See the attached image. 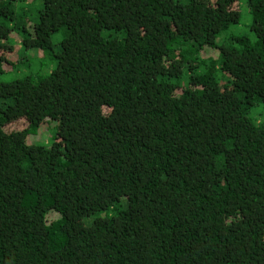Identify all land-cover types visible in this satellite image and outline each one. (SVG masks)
<instances>
[{
    "label": "trees",
    "instance_id": "16d2710c",
    "mask_svg": "<svg viewBox=\"0 0 264 264\" xmlns=\"http://www.w3.org/2000/svg\"><path fill=\"white\" fill-rule=\"evenodd\" d=\"M239 4L0 0V264H264V0L247 35Z\"/></svg>",
    "mask_w": 264,
    "mask_h": 264
},
{
    "label": "rangeland",
    "instance_id": "374dc122",
    "mask_svg": "<svg viewBox=\"0 0 264 264\" xmlns=\"http://www.w3.org/2000/svg\"><path fill=\"white\" fill-rule=\"evenodd\" d=\"M246 4H245V0H240V4H239V10L241 13V22L238 26L234 27L232 29V32L237 34V35H247L249 33V24L251 21V17L248 13V10L246 9ZM30 56V54H29ZM35 56V55H34ZM30 59V57H28ZM36 68V65L32 66ZM30 68V71H35V68ZM46 71H43L42 74H45ZM251 116L253 118H257L259 120H264V106L263 105H257L255 106V108L252 110L251 112ZM56 124L52 123V124H48V125H42L40 126L38 132L36 135H30L28 137V142L29 143H43L46 144L48 142V139L51 135V133L53 132L54 128ZM25 127V123H23L22 121H20L17 124H14L13 126H11L9 129H16V130H21L22 128Z\"/></svg>",
    "mask_w": 264,
    "mask_h": 264
}]
</instances>
